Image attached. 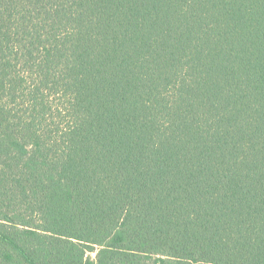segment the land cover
Here are the masks:
<instances>
[{"label": "trees", "instance_id": "16d2710c", "mask_svg": "<svg viewBox=\"0 0 264 264\" xmlns=\"http://www.w3.org/2000/svg\"><path fill=\"white\" fill-rule=\"evenodd\" d=\"M0 264H264V0H0Z\"/></svg>", "mask_w": 264, "mask_h": 264}, {"label": "rangeland", "instance_id": "374dc122", "mask_svg": "<svg viewBox=\"0 0 264 264\" xmlns=\"http://www.w3.org/2000/svg\"><path fill=\"white\" fill-rule=\"evenodd\" d=\"M92 255H94V253H92Z\"/></svg>", "mask_w": 264, "mask_h": 264}]
</instances>
